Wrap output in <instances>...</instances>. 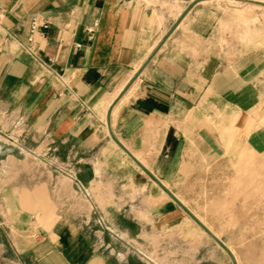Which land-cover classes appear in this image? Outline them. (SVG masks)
<instances>
[{"label": "crops", "instance_id": "0c3cea01", "mask_svg": "<svg viewBox=\"0 0 264 264\" xmlns=\"http://www.w3.org/2000/svg\"><path fill=\"white\" fill-rule=\"evenodd\" d=\"M176 1L0 0V264H144L78 221L99 216L144 250L174 226L186 243L162 250L161 264L224 263L178 219L179 208L214 236L159 173L178 174L194 141L240 155L257 134L243 133L244 95L226 94L235 84L214 46L219 5L186 0L174 15ZM51 156L73 161L89 197L52 176ZM146 175L174 205L145 196Z\"/></svg>", "mask_w": 264, "mask_h": 264}, {"label": "rangeland", "instance_id": "374dc122", "mask_svg": "<svg viewBox=\"0 0 264 264\" xmlns=\"http://www.w3.org/2000/svg\"><path fill=\"white\" fill-rule=\"evenodd\" d=\"M184 1H176L174 15L181 13ZM187 1L195 3L210 0ZM217 1L212 0L207 5H219L221 17L213 34L214 46L225 55L227 66L232 69L227 83L232 86L235 84L233 90L226 94L244 95L241 100L243 105L245 101L246 104L241 109L245 120L243 129L245 126L247 131L243 133L247 134L246 137L250 132L257 134L254 137L256 141H252V144L257 142L256 147L250 149L244 139L238 150L240 155L224 156L216 154V140H206L204 143L194 141L193 153L181 157L184 164L178 174L165 170L159 174L168 189L214 235L208 236L200 225L178 208V219L184 217L189 226L198 229L209 240L211 257H217L215 251H218L219 256L224 257V263L220 258V264H264V0ZM220 110L213 107L210 109L213 114L210 118L211 129H216L223 120ZM141 160H147L151 167L160 166L154 164L157 158L153 156H143ZM160 161L158 159V163ZM130 163L133 164L131 160ZM49 165L55 179L70 180L80 197H89L88 188L79 179L73 161L51 156ZM161 167L169 165L165 163ZM145 181L150 183L145 196L159 193L162 206H166L164 202L174 205L147 175ZM78 221L93 238H96L94 227L98 223V227L105 233L103 241L109 239V234L113 242L119 246L124 244L130 249V255L144 264H161L158 256L162 250H168L170 245L186 243L184 235L177 233L171 224L161 234L151 237L147 244L148 250H144L134 241L115 234L103 217L99 216L95 221L79 218ZM182 228L184 226L180 225L181 233ZM218 241L221 246L217 244Z\"/></svg>", "mask_w": 264, "mask_h": 264}, {"label": "built area", "instance_id": "2783aa9c", "mask_svg": "<svg viewBox=\"0 0 264 264\" xmlns=\"http://www.w3.org/2000/svg\"><path fill=\"white\" fill-rule=\"evenodd\" d=\"M38 27V24L36 23V21L34 20L32 23V31L36 30V28ZM45 28L47 27V25L44 26Z\"/></svg>", "mask_w": 264, "mask_h": 264}]
</instances>
